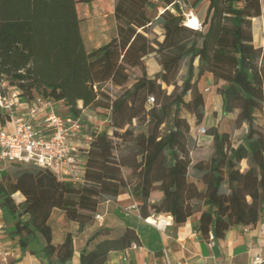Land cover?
Masks as SVG:
<instances>
[{
	"label": "trees",
	"instance_id": "16d2710c",
	"mask_svg": "<svg viewBox=\"0 0 264 264\" xmlns=\"http://www.w3.org/2000/svg\"><path fill=\"white\" fill-rule=\"evenodd\" d=\"M96 1L101 0H0V83L15 87L28 102H60L65 116L78 118L89 109L110 120L109 132H91L82 187L37 167L0 176L3 234L22 250L65 264L72 241L67 235L60 244L52 242V211L59 209L82 228L93 223L100 203L124 189L143 219L163 215L183 224L198 214L194 230L206 239L235 226H256L264 213V130L254 126L256 113H264V47H254L252 34L260 0H208L202 30L185 26L180 5L197 0H158L163 9L155 19L148 15L157 6L153 0H116L115 36L87 50L76 6ZM155 24L159 35L151 31ZM150 54L160 66L153 76L144 60ZM187 59H197V72L179 84ZM205 72L223 82L216 87L221 110L234 115L233 128L245 125L246 131L234 145L229 133L205 128L210 146L193 160L196 143L180 111L202 123L197 82ZM5 121L0 113V123ZM105 234L98 229L89 242ZM132 243L139 244L138 237L126 229L83 250L78 264H107L110 252L126 251Z\"/></svg>",
	"mask_w": 264,
	"mask_h": 264
},
{
	"label": "crops",
	"instance_id": "0c3cea01",
	"mask_svg": "<svg viewBox=\"0 0 264 264\" xmlns=\"http://www.w3.org/2000/svg\"><path fill=\"white\" fill-rule=\"evenodd\" d=\"M208 2V0H197L193 4L187 5L184 17L194 16L198 22L203 24L207 16ZM263 13L261 8L260 17H263ZM157 16L155 15L154 17L156 18ZM260 17L252 19L254 47H264V27L263 31L260 32L259 26L254 23ZM93 37V35H88L89 40ZM100 44V42H97L96 46L85 48L90 50ZM144 60L149 76H153L160 71V66L152 54L146 56ZM150 67L153 69L152 73L148 72ZM197 67L198 61L194 59L191 64V69L195 71L194 78ZM206 83L211 84L210 87L214 89V95L209 97V109H211L212 117L217 123L218 118L221 117L218 112L222 111V102L216 87L221 86L223 82H215L209 72H205L198 79L197 88L202 92L204 98V111L206 109L204 93L211 92L210 89L205 91L206 88H209ZM19 101V106L22 110L30 106L32 102H28L21 97ZM54 103L59 114L65 116L63 114H65L66 108L60 102ZM80 106L81 103H79ZM60 110H64V113H61ZM80 116L82 117L83 135L91 134L93 130L110 131L109 126L105 123V115L96 113L95 118L91 121L86 120V111L81 112ZM43 117L44 113H41L35 121L41 122ZM9 127L10 125L6 123H0V129ZM79 147L81 148L80 159L83 160L85 153L82 149H86L87 143L81 140ZM10 166L7 165L2 168L0 163V176L5 172H9ZM15 198H18V196ZM134 204H137V202L130 192L124 189L114 198L109 199V201H103L98 205L97 213L103 215L101 224L93 221V223L84 225L82 228H79V225L75 222H67L62 211L54 209L49 219L52 242L60 244L67 235H70L72 241V258L65 264H78L80 253L83 250L92 249L96 243L104 239L117 238L126 229H131L135 232L141 249L132 250L128 248L126 251H112L108 255L107 264H211L214 260H222L229 264H253L255 257H260L262 260L258 264H264V213L256 226L232 227L215 238L213 246L210 247L208 240L200 232L194 230V226L198 221V214L188 218L183 224H175L172 221V224L164 230H159L151 224L155 218L143 219L139 215L138 207L129 208ZM0 224L3 225L4 229L6 228L3 211L0 212ZM101 228L105 229L106 234L89 242L91 235ZM39 241L43 244V240L40 237ZM1 242L3 254L0 255V264H58L55 256L47 259L44 256L31 253L29 250H22L16 245V239H11L6 234V231L2 235Z\"/></svg>",
	"mask_w": 264,
	"mask_h": 264
},
{
	"label": "built area",
	"instance_id": "2783aa9c",
	"mask_svg": "<svg viewBox=\"0 0 264 264\" xmlns=\"http://www.w3.org/2000/svg\"><path fill=\"white\" fill-rule=\"evenodd\" d=\"M195 30H202V23L198 22ZM208 90L209 88L205 89V91ZM19 99L20 96L15 87H6L4 83H0V113L6 116L5 123L10 125L9 128L0 129V163L2 168L8 164H32L37 168L53 172L59 179H65L75 187H82L85 183L84 160L91 139V134H82V117L62 116L53 100L40 98H36L30 106L22 110L19 106ZM147 103L151 104V99ZM83 111H86L87 121L95 118L96 112L89 109H83ZM41 113H44L42 121L36 122L35 119ZM105 123L110 125L108 117H106ZM198 133L205 134V127H200ZM81 140L87 143L86 149H82L85 153L83 160L80 159L79 143ZM136 207L134 204L129 208ZM152 218L155 219L151 224L159 230H164L172 224L171 216L161 215ZM94 221L101 224L103 215L96 212ZM3 228V225L0 224V255L3 254L1 242ZM207 240L209 246L212 247L214 244L212 233H209ZM130 249L140 250L141 247L139 244L132 243ZM261 261L260 257H255L253 264H258ZM211 264L229 263L214 260Z\"/></svg>",
	"mask_w": 264,
	"mask_h": 264
},
{
	"label": "rangeland",
	"instance_id": "374dc122",
	"mask_svg": "<svg viewBox=\"0 0 264 264\" xmlns=\"http://www.w3.org/2000/svg\"><path fill=\"white\" fill-rule=\"evenodd\" d=\"M153 2H155L157 6L153 9L148 10V15L154 19L155 18L154 16L158 15L160 11L163 9V5L160 4L158 0H153ZM191 2L192 0H190V3ZM115 3L116 0H101L90 4H85V3L77 4L76 13L78 18L80 19V23H79L80 31L83 36V43L86 48H91L93 46H96L97 42L103 44L109 41L111 38H113L114 35L116 34L115 19L113 15V6ZM260 3H261V8L264 12V0H260ZM180 5L183 11H186L187 6L183 3H181ZM171 11L175 13L173 9H171ZM186 19L187 18L184 17V24ZM254 23H256V26H259L260 32L263 31L264 13H263V17L256 19ZM151 31H153V33H157L158 35L162 33L159 25L157 24H155L152 27ZM88 35H93L94 37L89 40ZM150 36L153 35L150 34ZM190 65L191 64L189 59H187L182 63L180 71L177 75V81L179 84H181L182 79L187 77L189 73L194 75L195 71H193V69H190ZM148 72L152 73L153 69H151L150 67ZM136 73L137 72H135V74ZM206 86H209L211 92L204 93L206 109L204 111V118L202 124L197 125L194 115L190 113L188 110L182 108L180 111V115L184 117L188 122L190 126V135L196 143V148L191 153L193 160H198L204 157V155H206L207 153L208 147L210 146L211 137L208 136L207 134L198 133V130L201 126L205 128L217 127L219 133H223V132L229 133L230 140L234 145H236L241 140L242 136L246 131L245 125H243L238 129L233 128L234 115L229 113H223L222 111L218 112L219 115H221V117L218 118V122L216 123L215 119L212 117L211 109H209V97L214 95V89L213 87H210L211 84L209 85V83H206ZM167 91L168 92L172 91V87H167ZM184 99L186 102L189 101L190 94H187ZM60 112L64 113V110H60ZM254 126L259 131L264 130L263 112L256 113ZM8 165H11L9 167V171L13 169L17 170V169H26L29 167H35L32 164H22L20 166H18L17 164L16 165L8 164Z\"/></svg>",
	"mask_w": 264,
	"mask_h": 264
},
{
	"label": "bare ground",
	"instance_id": "6f19581e",
	"mask_svg": "<svg viewBox=\"0 0 264 264\" xmlns=\"http://www.w3.org/2000/svg\"><path fill=\"white\" fill-rule=\"evenodd\" d=\"M185 25L189 28L195 29L198 25L197 19L193 17H188L185 21ZM151 221V220H150Z\"/></svg>",
	"mask_w": 264,
	"mask_h": 264
},
{
	"label": "water",
	"instance_id": "95a60500",
	"mask_svg": "<svg viewBox=\"0 0 264 264\" xmlns=\"http://www.w3.org/2000/svg\"><path fill=\"white\" fill-rule=\"evenodd\" d=\"M186 26V25H185Z\"/></svg>",
	"mask_w": 264,
	"mask_h": 264
}]
</instances>
